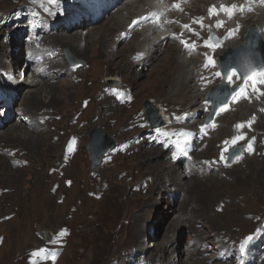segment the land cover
<instances>
[{
  "label": "rangeland",
  "instance_id": "rangeland-1",
  "mask_svg": "<svg viewBox=\"0 0 264 264\" xmlns=\"http://www.w3.org/2000/svg\"><path fill=\"white\" fill-rule=\"evenodd\" d=\"M137 2H139V0H123L118 4L119 6L112 10L109 16L99 23L98 29L102 30L107 26V21L113 14H115L113 23L116 22L117 16L119 22L123 23L121 26L112 29L109 32L110 34L108 33L110 44L105 46L108 55L116 53V50L113 48L116 34L119 30L124 28L125 19L128 14H134V12L139 9L140 4ZM180 5L178 6L180 7ZM11 6V0H0V13L10 11L12 9ZM124 6L125 8L119 11V9ZM178 6L173 14L177 17L183 16L187 18L184 8H179ZM263 18L264 14H259V20L264 27ZM187 19L188 23H183L181 25V40H175L174 43L180 48L181 53L195 52L194 54L202 55L207 51L206 47H208V40L205 39L203 33L198 32L197 27L194 29L191 28L187 32L191 23L196 24L190 17ZM174 24L180 27L178 23L173 21L172 25ZM82 25H87V23ZM88 26L91 27V25ZM89 27L80 30V32L83 31V37L86 36L90 29ZM74 28H78V26ZM1 30L3 31L4 29ZM70 33L71 31L66 34ZM17 34L18 32L12 35L16 37ZM201 36L203 37L202 43L196 39H199ZM0 39L1 42L2 34H0ZM156 39L157 37L155 36L152 41ZM227 40L229 41V39ZM10 43L12 44L13 40H11ZM141 44L142 39L140 36L129 43L120 44L118 47L120 51L116 54L120 57L122 62L117 66L97 63V60L94 58L82 57L80 61H86L87 67L85 69L82 68L84 72H81L77 79L63 76L53 82L48 81L51 82V85H56V89L59 86V88L63 90L67 89V92L62 95L61 103L52 102L51 104V96L49 95L39 106L35 105L33 102L22 105L24 107H31L30 105H34V112H41L45 109L53 111L56 117L62 116V119L51 122L50 124L53 123L54 125H51L49 128L47 125H43L42 127L45 131L43 134V140L45 142L44 148H47L51 144L57 145L53 147L49 155L45 154L44 150L37 149L35 146H27L26 143L24 144L20 140H15V138H10L9 136V138L6 137L0 141V264H33L30 261V259H35L33 249L44 243V241L40 239V236L44 233H53L55 236L54 239L51 238V244L48 246L49 251L62 248L64 252L57 264H144V257H147L146 259L148 260L153 258L152 254L155 253L156 243L160 242L166 235L172 236V238L174 237L172 234L175 233L177 227H171L170 222L171 219L180 213V202L176 199L178 197L177 194H175L176 198L173 200L174 203L170 204L169 202L170 198L167 193H171V190H174L175 187H173V185L168 184V186L163 187L161 190H153V186L152 188L149 187L153 179L152 175L157 174L160 169V166H152L151 161H164L166 162V166L169 167V160L168 156L157 155L156 152L159 150L158 148H154V145L150 143L145 144L144 140H142L146 136L148 128V124L143 118L142 109L146 102L151 100L153 103L151 104L155 106V100H159L160 102H168L179 108L181 105L183 108L197 107V111H201L200 108L203 96L199 91L200 87L197 89L195 86L193 62L183 59L180 55L181 53H175L173 59L178 60L179 63H183V69L191 77L189 81H186L187 84H189L187 89H181L179 85L180 82L175 81V87H172L171 84L165 85V89L168 92L166 95H162V92L159 93L160 91L156 85L153 84L154 75L158 72L159 67L152 70L151 65H147L145 68L144 66L143 68L138 66V72L142 73L140 76L132 72V70H134L133 67L127 66L126 62L131 60V55L134 51L143 48ZM79 46L84 48V46H86L85 40L84 42H79ZM203 46L204 48H202ZM172 47L175 46L172 45ZM198 48H202V50L197 52ZM8 50L13 52L12 46L9 45ZM67 52L78 61L79 57L77 58L70 48H67ZM161 55L168 56L166 52H161L160 56ZM201 57H203V55ZM10 60L13 62L12 57L0 55V62L9 63ZM162 63L163 61L160 62V65ZM89 66L91 67L89 68ZM120 66L125 67V69H121ZM114 73L119 74L117 75ZM262 73L264 74V71ZM55 74L56 73H54V75ZM177 74L178 73L174 75V78L178 77L179 74ZM213 78L214 71L210 69L206 73L205 79L212 80ZM109 79L117 81L118 85H113L110 83ZM260 81L261 80L256 83ZM102 84H108L113 88H121L125 85L130 86V91L137 96L134 107L132 109L124 107L118 109V107L109 106L108 103L97 101V92L101 89ZM20 86L18 88L19 91L23 89V87ZM250 86L254 85L250 84L247 87ZM28 87V85H25V89ZM89 97L93 98L91 101L92 104L89 103ZM21 103V98H19L14 108L15 112L18 110L19 106H21ZM107 104L109 107L105 108ZM208 105L209 104H206L205 108H208ZM42 106L43 108H41ZM171 110L174 111L175 109L171 107ZM192 110L194 109L192 108ZM139 111L141 115L136 117L137 121L134 123L130 132L123 133L124 130L127 129V127L123 128V125L133 117V114ZM241 111L242 108L237 114L228 115L225 118L221 116L220 119L223 120V123L232 122L242 117ZM252 111V113L256 115L255 119H264V106L253 107ZM232 112H236L235 106H232ZM244 112L246 114L249 113L247 109L244 110ZM222 114L223 112L221 115ZM16 116H18V114H16ZM73 116L76 117L78 124L71 126L70 123ZM101 119H105L106 123L99 124ZM81 120L85 122V126L83 127H81L82 123L80 125ZM15 122L20 123L17 120L11 121V123L0 129V134L9 129V126ZM32 122L33 121H30L29 124L31 125ZM250 122H252V120L247 119L244 123L247 124ZM23 123L25 122L23 121ZM193 126V124L189 126L186 132H188V135L191 134L195 137L197 133H192ZM115 127L120 129L115 130ZM259 128L264 132V121L261 122ZM71 129L75 130V132L71 136H68ZM63 132H66V134L60 137ZM79 133L81 134V138L75 142L76 136ZM131 133H138V139H142L133 141L131 144L127 145L125 143L126 138L129 137ZM93 135L98 146L106 142L104 139L106 136L111 137L117 142V145L103 156L102 163L99 164V166L101 164L104 165L107 162L106 158L110 157L109 160L112 163L108 168L104 169V166H101L100 169L99 166H93V159L89 150V143ZM186 140L187 137L184 144ZM195 141L197 142V139ZM74 142L75 146L73 153L71 155L67 154L66 156L65 151L68 150ZM62 143H64L63 146H67V149H62ZM245 143L247 145L244 154L248 153V156L241 159L237 158L232 164L226 163V166H231L233 169L228 172L227 178H221V180H219L218 176L222 175V170L215 166L213 161H215L216 158L212 156L213 153L210 152L205 155L210 157L206 159L204 173L216 179L215 183H212L214 187L210 185L208 190L210 192L208 194L207 191L208 195H206L209 199V206L211 205L207 210L211 215L208 219L206 218L207 224L205 227L203 223L197 224V227L203 230V234L199 238L200 243L197 246L198 249L201 247V242L204 239L211 241L217 232L225 234V238H227L228 235H243L250 232L255 224L252 219L246 217L247 214L253 213L256 215L264 213V133L254 140L245 141ZM163 144H165V142L159 144L160 149L163 147ZM58 145L60 146L59 149ZM249 145H251V151L249 150ZM167 146L169 147L168 144L163 147L165 150H168L166 151V155L171 150H169ZM153 149L156 151L148 157L149 154H146L147 152L145 151ZM63 152L66 156L64 166L67 164V173L65 174L67 177V184H72L75 181L73 189L71 188L72 186L69 188L65 187L66 185L62 180L64 176L58 173L63 170L64 166L59 171L53 169L54 163L62 158L61 154ZM16 157L26 159V165L14 166L18 162ZM242 159H244L245 162H242ZM189 161H192V158ZM189 165L193 164H184V166ZM179 167L180 165H177V170ZM93 169L96 170L94 171ZM178 171L181 173V170ZM178 171L177 173L179 174ZM54 173L58 174L55 176L53 175ZM93 173L101 174L100 176L98 175V179L93 180ZM195 177H197L196 179L201 178L199 175ZM189 178L191 177H188L187 180H189ZM35 182L39 190L40 200L38 203V213L32 215L31 199ZM146 185H148V187ZM60 186L61 188L59 189ZM132 186L136 188L132 189ZM73 191H79L81 194L75 195ZM91 192L95 193L93 197L89 195ZM61 195L62 198H64V202L60 204L58 201L61 199ZM159 195L165 196L166 199L161 201ZM149 196L153 197V201L151 202L157 204V207L152 206L150 200L148 201ZM195 196L197 198L200 196V192L197 189L195 190ZM221 201L227 203L223 213H219L216 210V206H218ZM248 203L249 205H247ZM196 205L197 203H194L190 209ZM144 212H147L149 215L142 219L139 218ZM243 220L249 221L248 227L243 224ZM134 221H137L138 224H135ZM9 223L11 224L8 225ZM61 226L72 228V231H70L71 238L69 239L68 245L65 246H61L60 242L58 243L59 236L56 230ZM141 226L143 227L139 233L138 239L136 236V229H140ZM189 226L188 224V228L186 229L180 227L175 236L178 242L174 243L172 246L169 256L171 261L174 259L175 264L179 261L180 250H186L190 243L196 241V234H190ZM14 229L17 230L14 231ZM20 231L21 234L19 235ZM35 231L36 236L38 231L37 238L34 234ZM150 232L152 236L148 235ZM29 233H32V239L28 240V238H21L27 237ZM262 235H264V225H256L254 227L252 239L243 247L240 253H237L235 248L236 240L235 237H232L229 243L220 244L216 252L212 251L214 244H204L202 249H204L203 251H207L200 256H195L191 260H187L190 264H211L213 261L221 262L213 264H240L239 256L242 253L245 264H264V236ZM259 242H261L260 252H262L263 255L260 254L257 262H255V255L251 247ZM166 244L167 243H165V246ZM170 245L171 243H169L168 246ZM177 246L179 247L176 250ZM136 248L140 249V251L136 252ZM60 252L62 253V251ZM157 252H160V250H157ZM120 255L121 258H119ZM201 257L203 259L207 258L211 263H208L206 260L199 263Z\"/></svg>",
  "mask_w": 264,
  "mask_h": 264
},
{
  "label": "bare ground",
  "instance_id": "bare-ground-1",
  "mask_svg": "<svg viewBox=\"0 0 264 264\" xmlns=\"http://www.w3.org/2000/svg\"><path fill=\"white\" fill-rule=\"evenodd\" d=\"M139 1H141V0H139ZM200 1L201 0H199V2ZM117 6H119V5H117ZM11 7H12V9L10 11H12L16 6L12 3V6ZM180 7L181 8H184L185 12H187V11L190 10L188 5L181 4ZM115 8H113V9H115ZM124 8H125V6L123 8H120L119 11H122ZM10 11H8V12H10ZM8 12H3V13H8ZM111 12H109V15H110ZM186 17L188 18L187 15H186ZM187 18H184L183 16H178L177 17V16H175L173 14V21L176 22V23H178V25L180 27L175 26L176 24L172 25V29H171L170 34L168 36V42L166 43L165 47H163V45L166 42V38L164 39L165 40V42H164V40L161 39V36H156L157 39L155 41H151L149 43V47L152 46L151 48H153V51H152L150 57H148V58L147 57L140 58L139 59L140 60L139 63L133 62L132 60H129V61L126 62L127 66L133 67L134 70H132V72L138 74V76H140L142 74L141 72H138L139 71L138 66H141L142 65L145 68V66L151 65L152 66V70H155L157 67H159L158 72L154 75V83L153 84L156 85V87L160 91L159 93L162 92L161 93L162 95H166L167 92H168L165 89V85L171 84L172 87H175L176 86V84H174L175 81L180 82L179 85H180L181 89H187V87L189 86V84H187L186 81L187 80L189 81L191 79V77L183 69L184 64L183 63H179L178 60H176V59H173L175 53H181L180 48L176 46L177 44L174 43V41L175 40H179V41L181 40V31H182L181 25L183 23H188V19ZM103 20L100 19L97 24L91 25V27L87 26L90 29L87 32L86 36H84V37H83V31L82 32H80V30L78 31V28H72L71 31H73V30H75V31L71 32L70 34H66L65 32H67V30H64L63 31L64 33H62V34L60 33V34L54 35V39H55V41H54L55 42V45L54 46H57V47L58 46H61L62 47L61 48V51L64 48H70V50H72V53H74L77 58L79 57L78 61H80V58H82V57L83 58L90 57V59L94 58L95 60H97V63L107 64L109 66H111V65H116L117 66L118 64H121L122 61H121L120 57H118V55H117L118 54L117 52H119L120 49H118L116 51L117 54L116 53H111L110 55H108V52L106 51L105 46L107 44H110L109 43V39H108L109 38L108 37L109 36L108 33L112 29H114L115 27L121 26V24H123V23L119 22L118 16L116 17V22L113 23V21L115 20V14H113L112 16L109 17V20L107 21L108 22L107 26L104 27V28L102 27L103 29L102 30H99L98 29L99 28L98 25ZM257 22L259 23V25L261 27V32H262V35H263V38H264V27H263V24L260 22L259 19L257 20ZM84 23H86V22H83L82 24H84ZM196 27H197V24H192L191 23L190 26H189V28L187 29V32L191 28L194 29ZM4 31L5 30L2 31L0 29V34H2V41L0 42V55H4L5 57H12L13 62H11V65L12 66H16L20 62V53L19 54L18 53H14V50H13V52L12 51H9L8 50V47H9V45L10 46H14V47H18L19 45H21V43L19 41V32L20 31L18 32V34H17L16 37L13 36V35H11L10 42H11V40H13V43L12 44L11 43H5V41H4L5 32ZM140 37H141V35H140ZM171 39H173V40H171ZM196 39L198 41H200V43H202L203 37L201 36L199 39L198 38H196ZM84 40L86 42V46H84V48H81L79 46V42H81V41L84 42ZM114 43H115V41L113 42V44ZM169 43H173L175 47H172V45H170ZM202 48H204V46ZM202 48H198L197 49V52L201 51ZM219 48H220V51H221L222 47H219ZM161 52H166V54L168 56H166V55H161L160 56V53ZM146 54H148V53H144L143 56H146ZM59 58H60V54L57 56V59H55L53 61V67L49 70V72L52 71L53 77L46 76V77H41L40 78L39 76L33 75L32 78L29 81L26 80V84L28 83V86L29 87L26 88L25 90H23V93L20 94V96H21V102H22L21 103V106L23 104L25 105V104H29L31 102H33L35 105L39 106V105H41L43 103V101H44L45 98H48L49 97V95L51 96V100H50L51 104H52V102H59V103H61V101H62V95L67 92V89L66 90H63V89L59 88L60 86L56 89V85H51V82H48V81H50L52 79H55L57 77V73L65 70V68H66V66H61L62 65V61L61 60H58ZM63 60L65 61L64 58H63ZM161 61H163V63L160 65V62ZM6 65H7L6 63L0 62V67H4ZM60 66H61V68H59ZM86 67H84L83 69H85ZM90 67L91 66H89V68ZM122 68L125 69V67H123V66L121 67V69ZM83 69L80 70V72L77 73V74H75L74 76H71L70 78L77 79L79 77L78 75H80L81 72H84ZM54 73H56V74L54 75ZM176 73H178L179 75L177 74L178 77H175L174 78V75ZM261 73H260V75L255 76L253 79L251 78L247 82L248 85L247 84L246 85L247 86H249L250 84L255 85V83L257 81H259V80L262 81L264 79V74L263 73L261 74ZM114 74H117V73H114ZM60 76H67L66 75V71L65 72H62V74ZM230 78L231 79H229V81H231V82H236L239 79V77L236 74V72H233L231 74ZM20 87H23V86H20ZM130 88L131 87L130 86H127V85H125V86H123L121 88H113V87L109 86L108 84H102L101 89L97 92V98H98L97 101L102 102V103H104V102L105 103H108L109 106L118 107V109H121L122 107L127 108V109H132L134 107V104H135V101H136V97L137 96L135 95V93H133V92L130 91ZM236 98H237V96H236ZM92 99L93 98H91V97L88 98L89 103H91ZM149 103L151 104V102H149ZM108 104H107V106H105V108L109 107ZM30 106L31 107L25 106L24 108H20V109H23V111H24L23 114L25 115V113H26L25 116H29L30 121H33L32 124L29 125L26 122L23 123L22 120H21L22 122H20V123L15 122L14 124H12V125L9 126L10 127L9 129H7L9 131L6 130V131H4L3 133L0 134V141H2L6 137L7 138H9V137L10 138H15V140L17 139V140H20L21 142H23L24 144L26 143L27 146H30V147L31 146H35L37 149L44 150L45 154L49 155L50 152L52 151L53 147L54 146H57V145L51 144L47 148H44L45 142L43 140V134L45 133V131L42 128L43 125H39V123H37V121H36V118H35L36 112L33 111L34 105H30ZM41 108H43V106ZM139 115H140L139 112L133 114V117H131L126 122L127 126H126V124L123 125V128L127 127V129L124 130L123 133H129L130 132V130L133 127L134 123L137 121V118L136 117L139 116ZM82 116H81V118H82ZM222 116H223V118H225L226 116H228V114L223 113ZM105 119H101L100 122H99V124L106 123V120ZM55 121H58V120H55ZM81 123H82V125H81ZM87 123H89V122H87ZM196 123L197 122L195 121L193 123V125H195ZM45 125H47V127L49 128V127H51V125H54V124L53 123L52 124L46 123ZM80 125H81V127L85 126V122L83 120H81L80 121ZM114 129L117 130V129H120V128L115 127ZM225 129L226 128H224L223 131ZM138 135H139L138 133H131V135L126 138V142L125 143L127 145H129L133 141L141 140L142 138L141 139H138ZM184 135L187 137V140L185 142V145L186 146H188V145H190L192 143L194 144L196 142L195 141L196 139L198 141V138H196V139L193 138V136L191 134L188 135V132H185ZM195 137H197V134H196ZM142 140H144L145 143H149V142L153 143V142H155V138L154 137H151V138L144 137ZM164 142H165V144L162 145L163 147L168 144L169 147L167 146V148L169 150L171 149L173 151H176L177 148L174 147V145L172 144V142H170V141H164ZM63 145H64V143H62V149H63ZM59 147L60 146L58 145V149H59ZM163 147L161 149L158 148L159 151H157L156 153H157V155L160 154L161 156H165L166 157V151H168V150H165ZM131 149H133V148H131ZM155 151L153 149V150H148V151H145V152H147L146 154H149L148 155V157H149ZM62 155H63V153H62ZM103 156H102V158H103ZM102 158H101V160H102ZM178 158L179 159L176 162L178 164L169 165V167L166 166V162H164V161H162V162H160V161H158V162H154L153 161L152 162L151 161L152 166H154V167L155 166H160V169H159V171H158L157 174L152 175L153 176V179H152L151 184L149 185V187L152 188V186H153V190H155V189L161 190L163 187L168 186V184L173 185V187H175V188H174V190H171V193H174V194H177L178 195V197L176 199H178V201L180 202L179 203L180 204L179 205L180 206L179 207L180 213L178 215H176L173 219H171V222H170V226L171 227H177V229L175 230V233L172 234V235H174V237L172 238V236L170 237L169 235H166V236H164L160 240V242L156 243L155 244V250H154L156 254L153 253L152 254V257L153 258H150V260L146 259L147 257L146 258L144 257L143 258L144 264H148V263L149 264L150 263L151 264H175L174 259L172 261L169 259L170 252L172 250V246L174 245V243H177L178 242V239L175 236L177 235V233H178L177 231H179V228L180 227L183 228V229H186V228H188V224L190 225L189 226V232H190V234L191 235L192 234H194V235L196 234V237L197 238H196V241L194 243H190L189 244V246L187 247L189 249L186 248V250H184V249L183 250H180L179 261L176 264H190V262H188L187 259H190L191 260L193 257L200 256V255H202V253H204L205 251H207V250L203 251L204 249H202V246L206 242L205 240H203L201 242V247L199 249L197 248V246L200 243V239L199 238L203 234V230L201 228L197 227V224L199 225V223H203V226L205 227L206 224H207L206 218L208 219L210 217V215H211V213L207 210L208 208H210L211 205L209 206V199H208V197L206 195L209 194L210 191H208V190L210 188V185H212V183H215V179L216 178H214L213 176L208 175V177H201V178L196 179L197 177H195V176L198 175L197 169L194 166L196 163L193 162V161H189L191 158H189L188 156H185V155H179ZM101 160H100V162H101ZM242 162H245L244 159H242ZM93 164H94V162H93ZM99 164L100 163H98L95 166L98 167ZM184 164H193V165L184 166ZM110 165H111V163L109 161H107L106 164H105V166L103 168L104 169L105 168H108ZM177 165H180V167L178 168V170H181V173H180V171L177 170ZM99 168L101 169V165L99 166ZM66 170H67V166L64 168V170H63V172H62L61 175H65L67 173ZM93 170L95 171L96 169H93ZM177 171L179 172V174L177 173ZM100 174H98V175L100 176ZM98 175H96L95 177H93V180L98 179ZM189 176L191 178H189V180H187ZM257 177L259 178V175L258 174H257ZM219 180H221V178H219ZM74 184H75V181H74ZM74 184L71 187L72 189L74 187ZM146 186L148 187V185H146ZM212 187H214V185H212ZM134 188H136V187L135 186H132V189H134ZM262 188H263V186H262ZM196 189L200 192V196L198 198L195 196V190ZM259 189H258V191H259ZM207 191H208V194H207ZM73 194L79 195L81 193L79 191H73ZM249 196H251V195H249ZM245 197H247V196H245ZM159 198H161L160 199L161 201H163L164 199H166V197L163 196V195H159ZM39 200H40L39 190L37 189L36 182H35L34 183V187H33V191H32V199H31V214L32 215H36L38 213V209H39L38 203H39ZM149 200H150V202L153 201V197L152 196H149L148 197V201ZM240 202H242V201H240ZM172 203H174V201L170 202V204H172ZM194 203H197V205L195 207H192V209H190V207ZM252 204H254V203H252ZM151 205L157 207V204H155L153 202H151ZM247 205H249V203ZM146 206H149V205H146ZM148 215L149 214L147 212H144V213H142L139 216V218L142 219L143 217L148 216ZM9 221H7V222H9ZM3 223H5V222H3ZM134 223L135 224H138L137 221H134ZM10 224L11 223H9L8 225H10ZM243 224L248 227L249 221L243 220ZM142 227L143 226H141L140 229H136V236H137L138 239H139V233L141 232ZM16 230L17 229H14V231H16ZM20 234H21V231L19 232V235ZM34 234H35V237L37 238L36 231H35ZM262 236H264V235H262ZM21 238H28V240L29 239H32L33 238L32 237V233H29V235L27 237H21ZM165 243H167L166 246H165ZM169 243H171L170 246H168ZM260 243L261 242L255 244V245H252V247H251V250L254 252L253 254L255 255V262H257L258 258L260 257L259 256L260 254L263 255V253L260 252L261 251L260 250ZM178 247L179 246L176 247V250L178 249ZM135 250H136V252H139L140 251V249H138V248H136ZM157 250H160V252H157ZM246 255H247V253H246ZM239 257H240V264H245L244 259L242 257V253L240 254ZM119 258H121V255L119 256ZM119 258H118V260H119ZM261 258H263V257H261ZM204 260L207 261V258H204V259L201 258V261L199 263H202ZM140 264H142V263H140Z\"/></svg>",
  "mask_w": 264,
  "mask_h": 264
},
{
  "label": "water",
  "instance_id": "water-1",
  "mask_svg": "<svg viewBox=\"0 0 264 264\" xmlns=\"http://www.w3.org/2000/svg\"><path fill=\"white\" fill-rule=\"evenodd\" d=\"M214 39L216 41L218 40L217 38ZM220 58L225 72H229L230 69L236 68L245 78H249L254 73L260 71L264 66V40L258 34V28L252 26L250 33L246 37V43L238 49H227L226 54L222 55ZM221 89L227 93L228 98L224 101H217L215 99V94ZM234 92L235 91H230L228 88L220 85L211 92L208 99L214 102L215 108H218L225 104L233 96ZM146 107L151 114H155L149 105V102L146 103ZM156 126H159V123ZM104 139L106 142L103 145L98 146L94 135L91 136L89 150L94 162L93 166L97 165L102 156L117 144V142L109 136H106ZM61 159L57 162L60 163Z\"/></svg>",
  "mask_w": 264,
  "mask_h": 264
},
{
  "label": "snow or ice",
  "instance_id": "snow-or-ice-1",
  "mask_svg": "<svg viewBox=\"0 0 264 264\" xmlns=\"http://www.w3.org/2000/svg\"><path fill=\"white\" fill-rule=\"evenodd\" d=\"M50 3L55 4V3H56V0H50ZM233 8H235V6H233ZM46 10H47V9H46ZM241 10H243V9H241ZM212 11L215 12V9H213ZM224 11H228V9H227V8H224ZM221 23H222V22H221ZM185 27H187V26H185ZM217 75H220V74L217 73ZM229 79H231V78L229 77ZM237 127H242V125H238ZM237 139H240V138H237ZM233 143H235V141H233ZM249 150L251 151V145H249ZM222 158H223V157H222ZM248 239L250 240L251 237H249ZM245 243H247V241H245ZM243 247H244V245L242 244V245H241V248L243 249ZM46 252H47V250H45V249H41V250H39V252L34 253L33 255H40L41 253H46Z\"/></svg>",
  "mask_w": 264,
  "mask_h": 264
}]
</instances>
